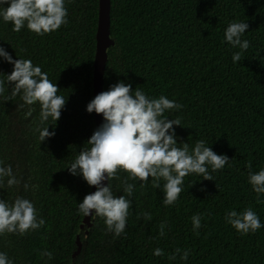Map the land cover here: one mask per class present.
<instances>
[{"label": "trees", "instance_id": "trees-1", "mask_svg": "<svg viewBox=\"0 0 264 264\" xmlns=\"http://www.w3.org/2000/svg\"><path fill=\"white\" fill-rule=\"evenodd\" d=\"M65 7L67 23L42 36L26 25L15 32L0 17V47L13 60L30 59L41 67L66 98L60 118L41 124L38 102L27 105L22 93L11 96L13 85L5 75L13 65L0 57L6 88L0 95V166L10 165L20 180L9 187L5 177L0 200L12 204L17 196L28 199L37 219L45 221L24 235H0V252L12 264H264V194L258 197L248 182L249 171L264 169V0H111L114 45L107 51L103 91L122 81L133 94L140 89L150 99L167 97L182 105L164 113L180 120L181 126L173 125L178 147L188 143L191 150L203 140L229 158L222 170L208 166L214 181L187 175L184 191L169 206L163 203L165 181L153 188L149 177L141 187L143 182L119 171V179L109 184L113 195H124L131 207L118 237L95 213L90 225L79 230L84 215L78 204L92 186L68 167L82 148L90 147L86 142L97 129L94 112L88 113L86 106L93 99L98 0H65ZM232 22L248 24L241 37L250 42L246 51L225 40ZM236 52L243 59L234 63ZM29 108L32 115L26 118ZM47 125L55 135L40 142L37 129ZM124 181L134 185L131 196L123 190ZM249 207L262 227L241 234L226 215ZM196 214L201 227L194 230L191 218ZM77 234L82 247L72 258ZM157 248L162 256L154 255ZM44 251L52 258L41 255ZM184 251L189 255L182 260ZM173 254L175 259H169Z\"/></svg>", "mask_w": 264, "mask_h": 264}, {"label": "clouds", "instance_id": "clouds-1", "mask_svg": "<svg viewBox=\"0 0 264 264\" xmlns=\"http://www.w3.org/2000/svg\"><path fill=\"white\" fill-rule=\"evenodd\" d=\"M8 5L0 9V17L4 22L13 25V31L20 32L27 27L37 35H45L58 30L67 23V9L65 0H0V5ZM248 24L245 22H232L225 31V40L232 47L246 51L250 42L242 40ZM0 57L13 65V70L6 76L8 84L13 85L11 96L22 93V100L27 105L39 103L41 106L40 123L44 124L51 119L56 122L65 106L66 98L58 95L59 88L56 83L49 80L48 74L42 72L41 67L34 66L30 59H16L2 47ZM233 62L242 60V52L233 54ZM6 91L5 80L0 79V95ZM5 97V101L9 100ZM182 105L169 100L165 96L149 98L140 89L134 94L130 84L118 82L110 86L109 90L97 94L86 106L88 113L95 112L103 116V123L94 130L86 142L90 147L82 148L79 155L68 171L73 176L82 175L89 186L96 191L85 195L78 204L79 213L84 216L95 215L104 219L108 231L115 236L124 232L131 202L124 195L114 196L109 181L119 179L118 172L124 171L133 180L138 179L141 187L147 183L149 177L153 179V188L163 184L166 206L173 205L178 200L184 188V178L195 173L204 180L214 181L209 173L222 170L229 162L225 155H217L205 141L199 140L190 150L188 143L178 147L173 125L181 126L179 119L164 117L166 110L180 109ZM29 108L25 117L32 115ZM53 125V124H52ZM55 126V123L53 127ZM39 131L40 142L55 135L48 131V125ZM3 162L0 161V164ZM246 167L251 169L249 162ZM7 177V186L20 184V180L13 174L12 167L0 166V188L4 186ZM108 180L103 186L102 181ZM248 182L259 197L264 194V169L248 173ZM124 192L131 196L134 185L124 181ZM193 183V182H192ZM190 184V186L192 185ZM29 188L28 184L23 185ZM145 219L151 220L148 213L143 214ZM193 229L201 227V215L192 218ZM227 222L239 233H254L262 227L259 217L251 207L241 213L230 211L226 215ZM44 219H37L36 209L28 199L17 196L12 204L0 200V235L7 233L26 234L29 230H36L43 226ZM165 225H160V235H164ZM181 250L176 249V253ZM162 249H155L154 255L162 256ZM41 255L52 258V253L44 251ZM188 251H184L181 259H187ZM175 259V254L169 257ZM0 264H12L6 253L0 252Z\"/></svg>", "mask_w": 264, "mask_h": 264}, {"label": "water", "instance_id": "water-1", "mask_svg": "<svg viewBox=\"0 0 264 264\" xmlns=\"http://www.w3.org/2000/svg\"><path fill=\"white\" fill-rule=\"evenodd\" d=\"M110 10L111 0H98V17H97V29L95 37V55L93 61V98L103 92L105 66L107 61V51L114 45V41L110 37ZM95 125L98 128L104 121L103 116L94 112ZM103 186L108 185V180L102 181ZM96 188L91 187V193L95 192ZM91 216H84L79 230L85 225H90ZM77 249L73 253L72 258H75L81 251V241L79 234L76 237ZM73 264V263H71Z\"/></svg>", "mask_w": 264, "mask_h": 264}]
</instances>
